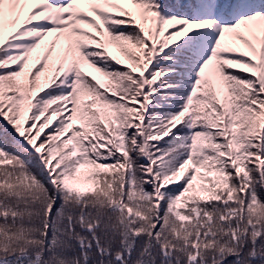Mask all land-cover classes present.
<instances>
[{
	"label": "snow or ice",
	"instance_id": "1",
	"mask_svg": "<svg viewBox=\"0 0 264 264\" xmlns=\"http://www.w3.org/2000/svg\"><path fill=\"white\" fill-rule=\"evenodd\" d=\"M0 264H264V0H0Z\"/></svg>",
	"mask_w": 264,
	"mask_h": 264
}]
</instances>
